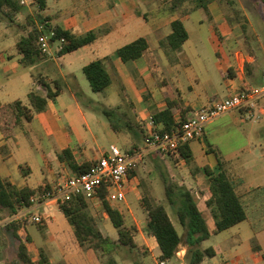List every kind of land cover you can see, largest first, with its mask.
<instances>
[{
  "label": "crops",
  "instance_id": "1",
  "mask_svg": "<svg viewBox=\"0 0 264 264\" xmlns=\"http://www.w3.org/2000/svg\"><path fill=\"white\" fill-rule=\"evenodd\" d=\"M166 1L41 0L42 7L36 11V15L46 18L54 28L67 30L76 37L89 32L96 34L92 43L66 54L72 57V61L65 60L64 64L60 62V59L65 58L58 54L57 41L52 44V55H42L31 66L21 64L22 56L18 54L16 44L32 29L27 23L33 13L30 8H22L12 22L0 19V104L4 106L20 100L29 105L27 96L30 91L45 96L47 88L55 92L58 86L59 90L54 100L47 101L46 110L34 113L29 122L22 120L14 128L12 137L6 138L0 129L2 179L18 188L52 186L63 174L74 175L66 161L58 160L57 156L63 150L70 149L74 161L81 164L92 163L108 150L100 146V142L105 139L110 140L111 145L119 144V147L131 145L133 136L125 130L114 132L103 115L94 111L98 105L119 107L128 118L142 123L147 130L151 127L149 118L165 109L168 102L178 103L174 114V121L177 122L182 110L187 111L188 118L191 112L245 86L262 83L264 56L239 49L242 39L236 30L237 26L231 27L220 19L216 2L208 5V12L202 10L206 21H197L198 41L193 52L182 53L180 50L174 56V62H170L160 49L159 41L170 34L171 23L179 18L188 33L187 43L190 40L187 22L194 11L183 16L170 14L163 9ZM38 22L33 23V26ZM203 36L211 46L208 52L201 41ZM141 37L148 43L145 54L137 60L122 62L117 50ZM95 60L103 61L111 79L104 93L92 92L83 73L84 66ZM245 64L251 66L249 74L245 71ZM263 102L264 97L258 101L257 112L264 111ZM225 114L232 116L228 112L209 121L204 127L203 138L188 143L193 156L192 167L199 169L198 175L192 176L190 167L183 159L177 158L187 165L191 181L196 187L194 192L187 189L198 198L199 210L208 213L210 231L214 228V222L205 205L207 190L198 182L200 178H207L203 168L207 167L214 173L219 171L216 157L206 142L216 151L218 129L215 121ZM238 114L243 116L241 112ZM155 128L160 129L161 126ZM257 142L260 153L247 148L233 150L224 157L246 218L203 241L200 249L209 248L214 255L205 257L198 264H264V147L262 140ZM242 152L250 157L247 165L240 166L244 179L237 176L231 165ZM134 191L133 185H128L125 202L133 198ZM201 191H205L202 196ZM100 202L98 199L88 200L90 210L97 209ZM126 207L131 211L127 202ZM32 213L42 218V224H32L27 220V224L17 234L23 242L28 236L26 246L33 262L36 263L39 258L34 251L38 253L42 249L50 264H101L92 249L82 248L78 244L68 221L63 220L62 227L58 225V229H54V218L56 220L58 215H63L57 205H42ZM92 216L103 237L117 240V232L106 213H103L102 224ZM4 225L0 224V264H20L16 260L19 242ZM30 225L43 231L32 236L28 231ZM133 240L143 253L136 250L148 256V259L153 254L159 258L160 250L155 238L144 229H136ZM187 249L183 241L176 258L169 264H189L185 261ZM115 259L118 264H149L145 263V258L137 260L129 255L120 258L116 255Z\"/></svg>",
  "mask_w": 264,
  "mask_h": 264
},
{
  "label": "trees",
  "instance_id": "2",
  "mask_svg": "<svg viewBox=\"0 0 264 264\" xmlns=\"http://www.w3.org/2000/svg\"><path fill=\"white\" fill-rule=\"evenodd\" d=\"M259 1L264 2V0ZM212 2L218 4L224 18L231 27L239 26L245 34L247 29L245 24L247 21L244 15L234 7L233 0H168L164 3L163 9L170 14L183 16L199 9L208 12V5ZM36 5L41 9L42 2L39 1ZM22 8L16 0H0V9L10 22L14 21V17L20 13ZM241 19H243V22ZM43 20L47 19L39 17L40 22ZM55 31L56 40H64L63 46L58 52L60 56L86 46L96 39L94 32L76 37L71 32L62 30L59 27H56ZM37 36L38 31L36 26H33L27 32V35L22 37L16 44V50L22 56L21 64L25 67L35 64L43 55L37 45ZM187 40L188 33L182 21L178 18L171 23L170 34L159 41V47L168 60L174 62V56L180 52ZM147 49L148 43L145 38L141 37L120 47L117 50V54L122 62L126 63L141 58ZM248 53H254V51L249 49ZM244 68L246 73L249 74L251 66L245 64ZM83 73L94 93H104L111 83L110 76L102 60H95L84 66ZM56 89L55 92H52L47 88L45 96H41L37 91H30L27 96L29 105L24 104L20 100L4 106L0 104V129L4 136L6 138L12 137L14 128L22 120L29 122L33 118L34 113L45 111L47 101L54 100L58 95V86H56ZM177 105L178 103L176 102H168L165 109L154 113L151 117L154 126L149 127L147 130L142 123L128 118L127 114L121 112L119 107L107 108L103 105H98L94 108V111L102 114L108 120L114 132L117 133L125 130L133 136V144L129 150L131 151L134 150L133 148L137 144L143 141L144 136L149 130L168 131L174 125L186 121L189 117H186L187 111L183 110L181 111L179 121H174ZM155 126H161V128L157 129ZM206 144L209 150L214 153L219 167V171L215 173L207 167L203 168V173L207 177L206 183L203 185L207 190L205 205L214 222V228L211 231L207 225L208 213L199 210L198 198L184 184L178 185L173 183L164 174H161L165 197L169 205L176 207L178 222L185 229L184 237L177 231L166 205L152 202L148 197H143L146 215L144 231L155 238L160 250L159 259L166 261L167 264L176 258L178 248L183 241L188 246L185 261L189 264H198L205 257H212L214 253L211 249H200L202 242L209 239L212 234L229 229L246 218L245 210L240 203L238 193L231 183L232 176L228 172L227 162L221 159L218 152L208 142ZM155 153L163 160L173 156ZM176 156L183 159L188 167H190L192 176L198 175L199 169L192 167L193 156L188 144L180 146ZM57 157L60 162L66 161L71 172L74 174L86 172L91 167L90 162L77 164L72 158L70 149L63 150ZM135 175L136 170L128 173L126 177L128 180H132ZM40 189V187L37 189L29 187L18 188L8 180L0 177V219H6L5 227L12 231L14 238L19 242L16 260L20 264H50L47 254L42 249H39L37 262L32 261V256L26 246V242H29L28 236H25V242H23L17 234V231L23 225H26L27 221L13 218L15 215L31 207L30 197L35 195ZM204 192L201 191L200 195L202 196ZM106 195L107 192L101 189L98 197L112 226L117 232L118 238L115 241L101 235L90 212L88 199L84 195H74L65 203L58 205V208L72 227L75 239L82 248L92 249L101 264H118L115 256L111 253L115 248L137 249L141 253H143V250L133 240L136 228L134 226H126L123 214L106 201ZM254 249L259 248L254 247Z\"/></svg>",
  "mask_w": 264,
  "mask_h": 264
},
{
  "label": "rangeland",
  "instance_id": "3",
  "mask_svg": "<svg viewBox=\"0 0 264 264\" xmlns=\"http://www.w3.org/2000/svg\"><path fill=\"white\" fill-rule=\"evenodd\" d=\"M233 1L234 7L237 8L242 13V15H244L245 20L247 21V23L245 24L247 26L245 34L242 32L239 26L236 27V30L240 33V38L242 39L240 44L238 45L239 49L244 52H247L249 49H251L259 57H263L264 2L259 0ZM29 8L33 13L32 15H30V18L27 19V23L29 26L33 27V23L39 21V17H37L36 15V11L39 8L37 5H33ZM218 14L220 19L222 21H225L229 25V23L224 18L223 12L220 7ZM204 16L205 15L201 9L196 10L191 14V18L189 22H187L190 40L181 48L182 53H191L195 49L194 47L197 45L198 41V30L196 29L197 21L200 19L206 21ZM0 17V19H6L3 12L1 11ZM241 21L243 22V19H241ZM201 41L205 46L206 52H208V49H210L211 46L207 44V39L203 36V38H201ZM64 58L65 59H60L61 64H64V62H66L65 60L72 61V57H70V55L64 54ZM259 100H257L256 110L258 108ZM261 105L264 106V102L261 103ZM256 110L255 117L251 120L245 119L244 116H240L237 111H231V117L229 114H225L217 118L215 124H217L216 128L218 129L216 132L218 135V140H216L217 148L215 149L222 160H225V155L232 152L233 150H244L247 148H251L260 153L261 148L257 141L262 140V147H264V111L257 112ZM104 119L107 120L105 117ZM110 143V140L105 139L100 142V146L105 149H109V146L111 145ZM132 144L133 142H131V145ZM113 145H117L119 147V144ZM131 145L124 144L120 145V147L124 151H129L132 147ZM143 148V142H140L133 149L141 150ZM239 156L240 157L238 159H234L231 162V165H233V170L237 172V176H240L242 179H244V174L242 173L243 168H240V166L242 164L247 165V162H250V157L245 152H242V154L240 153ZM161 174H164L173 183H176L178 185L184 184V186L186 188H189L192 192H194V189L196 188L195 183L191 181V178L189 176L187 165L179 162V159H177V157H167L166 160H163L154 151H146L143 162L138 166V168L136 169V175L131 180L132 184H129L133 185V187L135 188L133 198L131 200H126L131 211H129V209L126 207L125 201L120 203H110V205L113 208L121 210L126 226H134L136 229L139 228L143 230L146 222L143 197H148L152 202L166 205L168 213L170 214L177 231L182 234V237H184L185 229L178 222L176 207L169 205L165 197L164 184L162 182ZM63 175L69 176L71 174L69 173ZM198 183H201V185L203 186L206 183V178H200V181ZM90 212L94 215L97 221L102 224L103 213H105V211L101 202L99 203L97 209L90 210ZM63 220L67 222L63 215H58L56 217V220L54 218V221L52 222L54 229H58V225L62 227L64 222ZM3 221H6V219H3ZM4 224V226H6V223ZM28 231L33 236L42 232L43 229H38L34 225H30ZM111 253L113 256L117 255L118 258L125 255H129L130 258L137 260L145 258V263L149 262V264H153L154 260L155 262L159 260L156 254H153L152 256L150 255V258L148 259V256H146L145 254H141L136 249L130 250L125 247H117ZM34 254L37 256V250L34 251Z\"/></svg>",
  "mask_w": 264,
  "mask_h": 264
},
{
  "label": "built area",
  "instance_id": "4",
  "mask_svg": "<svg viewBox=\"0 0 264 264\" xmlns=\"http://www.w3.org/2000/svg\"><path fill=\"white\" fill-rule=\"evenodd\" d=\"M16 1L23 8H29L41 0ZM36 29L38 31L37 45L43 55H52V44L56 41L59 43L58 50H61L64 40H56L55 28L48 20L39 21ZM262 97H264V79L259 85L245 86L221 100L191 112L186 121L174 125L168 131L149 130L143 138L144 148L141 150L124 151L117 145H110L106 152L91 163L90 169L86 172L62 176L49 188L48 186L41 187L35 195L30 197L31 207L13 218L20 221L28 220L32 224L40 225L42 218L32 213L36 207L50 203L58 206L74 195H84L88 200H99L101 189L107 192V202H123L131 182L126 176L143 162L146 151L174 156L180 146L202 139L205 125L224 113L238 111L245 119L254 118L257 100ZM149 124L153 127L151 117ZM5 222L0 219V224ZM155 264H167V262L159 259Z\"/></svg>",
  "mask_w": 264,
  "mask_h": 264
}]
</instances>
